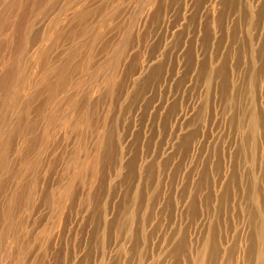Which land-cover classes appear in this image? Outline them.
Listing matches in <instances>:
<instances>
[{
  "label": "rangeland",
  "instance_id": "obj_1",
  "mask_svg": "<svg viewBox=\"0 0 264 264\" xmlns=\"http://www.w3.org/2000/svg\"><path fill=\"white\" fill-rule=\"evenodd\" d=\"M252 217L264 0H0V264H260Z\"/></svg>",
  "mask_w": 264,
  "mask_h": 264
},
{
  "label": "bare ground",
  "instance_id": "obj_2",
  "mask_svg": "<svg viewBox=\"0 0 264 264\" xmlns=\"http://www.w3.org/2000/svg\"><path fill=\"white\" fill-rule=\"evenodd\" d=\"M253 222L256 223L257 228V232H259L258 238L259 240H263L264 239V223H261V221H259V219H256V217H252ZM264 251V250H263ZM214 255V253L212 254V256ZM215 258V257H213ZM260 264H264V262L260 263Z\"/></svg>",
  "mask_w": 264,
  "mask_h": 264
}]
</instances>
